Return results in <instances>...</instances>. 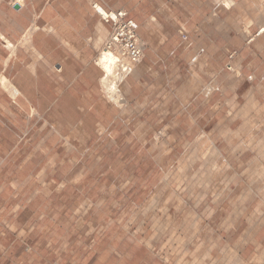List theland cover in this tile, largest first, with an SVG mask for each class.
I'll return each instance as SVG.
<instances>
[{"label":"rangeland","instance_id":"1","mask_svg":"<svg viewBox=\"0 0 264 264\" xmlns=\"http://www.w3.org/2000/svg\"><path fill=\"white\" fill-rule=\"evenodd\" d=\"M52 1L0 0V88L26 90H0V264H264V45L227 56L264 0H90L131 7L145 45L112 92L111 26L86 24V0ZM49 20L84 26L63 30L67 53L42 40L45 62L29 40Z\"/></svg>","mask_w":264,"mask_h":264},{"label":"crops","instance_id":"2","mask_svg":"<svg viewBox=\"0 0 264 264\" xmlns=\"http://www.w3.org/2000/svg\"><path fill=\"white\" fill-rule=\"evenodd\" d=\"M17 1V0H16ZM87 4L86 5H81L79 10H76L77 12H80L83 16L86 14V17H88V20L86 19V24L91 23L90 19H95L93 24L94 29H99L100 33H102L104 35V29L106 27V22L95 12V10L93 9L92 6V2H90V0H86ZM19 3V2H18ZM22 4V3H20ZM219 5V4H218ZM221 7V9H225V10H230L225 8L222 5H219ZM238 6V5H237ZM57 10L58 9H62V8H58V6L52 1V0H47V2L43 5L42 9H40L41 13H51L53 12V10ZM232 9V8H231ZM115 10H124L128 12V16L129 18L133 19L134 21H136V19L131 15V7H128L126 5H123V7L121 8H117ZM236 10V9H235ZM85 17V18H86ZM255 17H253V15H249L246 14V18L242 19V21H247L246 25L243 26V30H244V34L246 35V41L248 40L247 37L251 36V35H255L257 34V32L259 31V29L262 28V26L264 27V23H260V21H256L254 22ZM69 22V21H66ZM36 25L34 26L32 32H31V37L29 40L31 49H35L34 50V55H37L40 60H44L45 62L49 61L50 57L49 54L47 52V50H43V48L40 46L41 41L43 40L45 44L49 45V49L50 52H54L58 49H62L63 52L67 53V45H68V40L66 38V35L64 34L63 30L67 33L68 29H73L76 33L81 32V29L84 26L83 22H80V25L78 26H73L70 23H63L62 21L57 22L56 20H49L46 23H44L42 25V27L38 26L37 23H35ZM42 28L43 32H39L38 29ZM35 29V30H34ZM101 29V30H100ZM248 33H247V31ZM94 33H96L94 31ZM179 34L182 37V41L183 42H189V45H191L190 42V35L189 32H187L185 27H182V29L180 28L179 30ZM140 35V34H139ZM257 37L254 38V40L252 42H250L248 44V46H240L241 43L243 42L240 38V44H237V42L234 41H230L229 43L232 45H234V47H236L235 49H231L228 51L227 56H229L232 52L233 55L230 58H235L236 55H251L256 53V48H258V46H262L264 45V32L260 35H256ZM89 38H91V36H88ZM94 38H96V36H94ZM96 39H100V37L98 36ZM257 41V42H255ZM193 43V42H192ZM48 49V48H47ZM197 51L195 52L194 56L192 57L191 60L195 61L197 59H199L200 57H202L207 51L204 47H199L196 49ZM174 53V52H173ZM149 55V59H154L152 58V53H148ZM63 60H65L62 56H60ZM37 65H35L34 67V73L31 74V77L33 79V83L34 85L39 88V82L40 80H38L39 77V68L37 67ZM51 67V66H50ZM68 68V66H66ZM65 72H57L55 71L52 67L50 69L45 70V76L46 79L48 81V83L50 85H59V91L60 92H65L67 90V87L69 85V75L68 73ZM252 73V72H251ZM74 78V76H72ZM254 74H249V76H247L248 79H253ZM92 82L96 83V81L98 82V78L97 77H92L91 78ZM5 86H1L0 90L4 93H7V95H9L10 98H24L26 97L25 94V89L19 88L14 81L9 82V83H5ZM36 91V90H35Z\"/></svg>","mask_w":264,"mask_h":264},{"label":"built area","instance_id":"3","mask_svg":"<svg viewBox=\"0 0 264 264\" xmlns=\"http://www.w3.org/2000/svg\"><path fill=\"white\" fill-rule=\"evenodd\" d=\"M95 12L111 26V33L106 45L108 48L118 47L120 51L119 67L122 73H129L132 65L140 62L145 55V45L138 33L136 21L129 18L128 12L124 10H112L95 2L92 4ZM261 28L257 34L251 36L248 42H252L256 35L262 34Z\"/></svg>","mask_w":264,"mask_h":264},{"label":"bare ground","instance_id":"4","mask_svg":"<svg viewBox=\"0 0 264 264\" xmlns=\"http://www.w3.org/2000/svg\"><path fill=\"white\" fill-rule=\"evenodd\" d=\"M221 1L220 5H223L225 8L229 9L232 6H234V1L233 0H218ZM16 2L19 3H23V0H17ZM220 2H218L219 4ZM34 28V27H33ZM262 28H264L262 26ZM35 30V29H34ZM260 30V29H259ZM264 32V31H263ZM29 35V34H28ZM26 35V36H28ZM257 37V36H256ZM28 38V37H27ZM24 39V38H23ZM5 40V39H4ZM6 41L7 46L11 47L12 44L10 41ZM25 41V40H24ZM23 41V42H24ZM22 42V41H21ZM20 42V44H21ZM26 43V42H25ZM14 47V46H13ZM12 47V48H13ZM107 47V46H106ZM16 48V47H15ZM116 49H109L108 47L106 49H104L101 53L100 59H99V64H101L102 69H103V73H104V78H103V84L105 87V90L112 92L111 90H115L116 86H117V80H119L118 78H120L121 76L123 77L124 73H119L118 71L120 70V67L117 63V61L120 59L119 55H120V51L118 49V47H115ZM15 50V49H14ZM14 52V51H13ZM16 53V52H15ZM134 66V65H133ZM135 67L131 68V72L132 70L134 71ZM136 72V71H135ZM134 72V73H135ZM121 74V75H120ZM127 74V73H125ZM124 74V75H125ZM122 77L120 79H122Z\"/></svg>","mask_w":264,"mask_h":264}]
</instances>
